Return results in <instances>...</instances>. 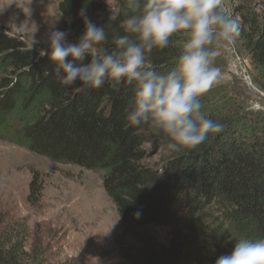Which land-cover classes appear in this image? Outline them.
I'll list each match as a JSON object with an SVG mask.
<instances>
[{
  "label": "trees",
  "instance_id": "trees-1",
  "mask_svg": "<svg viewBox=\"0 0 264 264\" xmlns=\"http://www.w3.org/2000/svg\"><path fill=\"white\" fill-rule=\"evenodd\" d=\"M81 8L98 26L108 22L111 11L120 13L105 29L108 41L100 45L111 49L112 34L122 33L124 0L60 3V29L69 32L70 41L84 31ZM240 34L254 82L264 93V23L260 30ZM183 39L177 33L168 47L153 49L148 64L159 72L169 70ZM51 67L39 50L0 33V133L13 129L27 149L101 173L124 232L135 234L149 225L170 229L166 244L137 236V247L122 250V264H214L235 241L264 238L263 116L245 111L228 95L216 100L213 90L206 92L202 111L223 130L195 148L169 151L147 126L127 125L130 85L113 87L106 81L99 89H86L77 82L65 88ZM150 143L166 154L154 164L146 160ZM0 264L21 263L10 249L0 251Z\"/></svg>",
  "mask_w": 264,
  "mask_h": 264
},
{
  "label": "rangeland",
  "instance_id": "rangeland-1",
  "mask_svg": "<svg viewBox=\"0 0 264 264\" xmlns=\"http://www.w3.org/2000/svg\"><path fill=\"white\" fill-rule=\"evenodd\" d=\"M63 1L0 0V33L19 38L27 48L46 47V32L53 25L60 29L58 7ZM221 7L238 21L240 33L260 30L264 23V0H222ZM33 38L40 44L33 46ZM214 51L221 77L208 93L213 90L216 100L228 95L245 111L264 117V93L254 82L256 73L241 34L234 47ZM18 142L13 129L0 133L1 252L12 249L21 264H122V250L137 247V236L168 242V227L124 232L101 173L53 162ZM146 146L147 162L165 157L158 144Z\"/></svg>",
  "mask_w": 264,
  "mask_h": 264
},
{
  "label": "clouds",
  "instance_id": "clouds-1",
  "mask_svg": "<svg viewBox=\"0 0 264 264\" xmlns=\"http://www.w3.org/2000/svg\"><path fill=\"white\" fill-rule=\"evenodd\" d=\"M221 4L222 0H124L122 33L112 34L111 49L100 45L108 41L105 29L120 13L111 11L108 22L98 26L81 8L84 31L79 38L70 41L68 31L53 25L39 55L48 57L50 72L65 88L77 82L86 89H99L106 81L113 87L130 85L124 117L128 126H147L169 151L195 148L224 128L204 114L201 102L220 83L214 49L234 47L240 36L238 21L226 15ZM177 33L185 39L173 66L166 72L153 69L148 56L153 49L168 47ZM38 44L33 38V46ZM214 264H264V238L235 241Z\"/></svg>",
  "mask_w": 264,
  "mask_h": 264
}]
</instances>
